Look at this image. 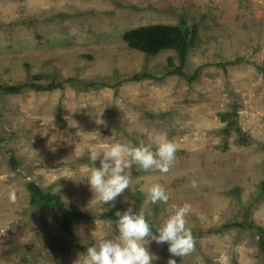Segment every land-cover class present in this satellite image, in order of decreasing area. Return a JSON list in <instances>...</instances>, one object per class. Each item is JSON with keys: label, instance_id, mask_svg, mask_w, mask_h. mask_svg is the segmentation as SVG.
<instances>
[{"label": "rangeland", "instance_id": "obj_1", "mask_svg": "<svg viewBox=\"0 0 264 264\" xmlns=\"http://www.w3.org/2000/svg\"><path fill=\"white\" fill-rule=\"evenodd\" d=\"M180 19L198 29L184 68L190 74L202 65L196 81L146 78L122 82L116 93L69 82L51 91L0 92V264H79L87 246L118 234L115 222L107 220L73 221L64 233L57 213L29 202L30 181L58 193L71 209L100 213L131 207L159 223L174 205L190 204L185 219L193 250L173 257L167 244L150 241L146 247L158 257L153 264L169 258L176 264H264L254 227L207 232L229 222L264 228V194L258 188L264 76L254 66L264 63V0H0V82L29 83L35 74L41 83L67 77L112 83L140 71L161 76L175 52L147 56L129 48L122 34ZM223 62L232 63L222 69ZM233 104L237 125L255 142L236 146L232 132L222 151L225 123L217 113ZM161 135L177 148L168 171L133 166L129 188L110 202L114 207L89 203L86 183L67 178L90 166L78 159L88 160L92 149L120 142L154 150ZM153 183L167 191L166 204L153 205L140 191Z\"/></svg>", "mask_w": 264, "mask_h": 264}, {"label": "clouds", "instance_id": "obj_2", "mask_svg": "<svg viewBox=\"0 0 264 264\" xmlns=\"http://www.w3.org/2000/svg\"><path fill=\"white\" fill-rule=\"evenodd\" d=\"M51 150L56 149L53 146ZM176 150V145L164 135L156 138L154 150L152 145L116 142L106 148L92 149L88 154L90 166L85 165L67 178L76 183H86L92 193L89 203L114 207L110 202L129 188L133 166L143 172L165 173L173 162ZM97 160L99 167L94 166ZM192 186H196L195 182ZM140 191L153 205L166 204L169 200L167 191L160 184L141 186ZM190 211L188 203L174 205L170 214L158 225H150L143 212H133L131 207L123 212L117 211L115 227L118 234L87 246L82 259L80 254L79 264H153L158 257L146 247L150 241L158 245L167 244L170 256H185L193 250V238L185 219ZM81 233L82 229L76 232L78 236ZM167 264H176V261L169 258Z\"/></svg>", "mask_w": 264, "mask_h": 264}, {"label": "trees", "instance_id": "obj_3", "mask_svg": "<svg viewBox=\"0 0 264 264\" xmlns=\"http://www.w3.org/2000/svg\"><path fill=\"white\" fill-rule=\"evenodd\" d=\"M198 37V29L195 24H189L184 19H180L179 23L176 25L168 24H150L145 26H139L136 28L127 29L122 34L123 41L131 49L140 51L147 56H155L163 50H172L175 52V58L169 56L167 58V68L166 71L161 76H155L154 74L147 71L134 72L127 75L121 79L114 82L108 81H97V80H76L73 77H67L62 79H53L47 83L38 82L40 76L32 75V80L29 83H18V84H6L0 82V92L5 94H18L24 89H31L34 91H51L56 88H62L64 82L77 83L80 84L82 89H95L98 87H110L113 88L115 93L118 86L122 82L126 81H139L142 79H154L156 81H162L165 77L171 75H177L183 77L188 83L196 81L199 77L201 66H197L190 74L186 73L184 68L188 57L189 49L195 44ZM85 56V55H83ZM86 57L91 58L90 55ZM177 60V62L175 61ZM240 59H236L234 62H238ZM233 62V63H234ZM232 62L219 63L222 69L225 66L231 64ZM257 71H259L264 76V63L255 64ZM218 119L225 123L224 127L220 130L221 144L220 149L225 151L229 148V137L232 132L235 133V138L233 143L239 147L250 146L255 142L249 134L244 132L240 126L237 125V105L233 104L231 109L225 110L217 113ZM84 160L87 163L89 160ZM9 163L12 168H16L17 161L11 156ZM29 192V202L37 207H43L49 209L51 212L57 213L60 217V228L64 233H70V228L73 221L81 220H107L115 222L116 210H105L100 213H93L87 210H77L71 209L66 206V204L61 199L58 193L44 191L35 182L30 181L25 185ZM259 195L264 194V158H263V170L262 178L259 182ZM137 191L135 194H138ZM238 193V189H236ZM123 212V211H120ZM146 219V218H145ZM150 225H158L159 222L155 220L146 219ZM229 227H254L257 232V247L264 261V228L260 226H254L252 221L246 223L241 222H229L222 224L219 228L209 229L207 232H220L222 230L228 229ZM155 229L153 228V232ZM57 249V247H54Z\"/></svg>", "mask_w": 264, "mask_h": 264}]
</instances>
